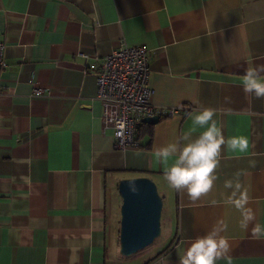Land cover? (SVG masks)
I'll list each match as a JSON object with an SVG mask.
<instances>
[{
  "label": "crops",
  "instance_id": "crops-1",
  "mask_svg": "<svg viewBox=\"0 0 264 264\" xmlns=\"http://www.w3.org/2000/svg\"><path fill=\"white\" fill-rule=\"evenodd\" d=\"M0 41V264H179L213 230L226 245L216 264H264V97L241 87L249 63L264 67V0H0ZM122 43L147 49L155 105L191 107L143 122L126 149L87 70ZM198 107L215 110L225 145L193 200L154 151L192 130ZM137 176L158 186L168 241L124 256L118 184Z\"/></svg>",
  "mask_w": 264,
  "mask_h": 264
},
{
  "label": "clouds",
  "instance_id": "clouds-1",
  "mask_svg": "<svg viewBox=\"0 0 264 264\" xmlns=\"http://www.w3.org/2000/svg\"><path fill=\"white\" fill-rule=\"evenodd\" d=\"M264 67L249 63L241 77V87L244 93L256 98L264 97ZM215 110L208 107H198L191 114L193 129L186 131L179 140L159 146L154 156L162 162H172L164 171L168 185L177 191H186L195 200L207 193L216 180L214 173L218 163L221 146L225 138L214 120ZM202 129L196 136L192 135L195 128ZM227 146L233 151L244 152L249 142L244 136H233L228 139ZM130 187L135 191V182L130 181ZM231 186V182H226ZM238 187V185H237ZM226 245L218 239L215 230L206 235L193 238L179 255V264H216Z\"/></svg>",
  "mask_w": 264,
  "mask_h": 264
},
{
  "label": "built area",
  "instance_id": "built-area-1",
  "mask_svg": "<svg viewBox=\"0 0 264 264\" xmlns=\"http://www.w3.org/2000/svg\"><path fill=\"white\" fill-rule=\"evenodd\" d=\"M5 44L0 41V72L7 66ZM94 73L97 98L103 107V123L111 128L118 149L139 146L138 127L146 116H173L191 107L178 105L161 107L153 103L150 86V58L144 46L122 43L108 55L87 66ZM44 92L35 88V94Z\"/></svg>",
  "mask_w": 264,
  "mask_h": 264
},
{
  "label": "water",
  "instance_id": "water-1",
  "mask_svg": "<svg viewBox=\"0 0 264 264\" xmlns=\"http://www.w3.org/2000/svg\"><path fill=\"white\" fill-rule=\"evenodd\" d=\"M159 115L146 116L144 123L155 124ZM134 181L135 191L130 187ZM120 253L130 256L148 247L161 234L164 200L156 182L149 176L127 177L120 180Z\"/></svg>",
  "mask_w": 264,
  "mask_h": 264
},
{
  "label": "rangeland",
  "instance_id": "rangeland-1",
  "mask_svg": "<svg viewBox=\"0 0 264 264\" xmlns=\"http://www.w3.org/2000/svg\"><path fill=\"white\" fill-rule=\"evenodd\" d=\"M121 206V201L119 200L118 203V207L120 209ZM164 208V207H163ZM163 211H162V222H161V234L160 236L152 243L150 244L148 247L142 249L143 251H141L139 253V255H152L155 254L156 251L160 250L165 244H167L166 242L168 241V238L166 236V231H167V224L165 222L164 216H163Z\"/></svg>",
  "mask_w": 264,
  "mask_h": 264
},
{
  "label": "trees",
  "instance_id": "trees-1",
  "mask_svg": "<svg viewBox=\"0 0 264 264\" xmlns=\"http://www.w3.org/2000/svg\"><path fill=\"white\" fill-rule=\"evenodd\" d=\"M141 124H142V123H141ZM141 124H140V125H141Z\"/></svg>",
  "mask_w": 264,
  "mask_h": 264
}]
</instances>
